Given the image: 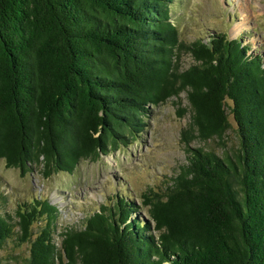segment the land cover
I'll use <instances>...</instances> for the list:
<instances>
[{
  "label": "trees",
  "instance_id": "16d2710c",
  "mask_svg": "<svg viewBox=\"0 0 264 264\" xmlns=\"http://www.w3.org/2000/svg\"><path fill=\"white\" fill-rule=\"evenodd\" d=\"M170 3L0 0L6 167L71 173L139 133L149 106L183 91L185 141L221 139L226 101L239 134L233 152L194 148L164 190L142 194L150 224L130 219L121 198L63 228L56 245L57 209L46 199L24 202L14 223L0 214V248L14 234L29 243L15 264H264V68L237 39L180 40ZM182 52L195 62L185 69Z\"/></svg>",
  "mask_w": 264,
  "mask_h": 264
},
{
  "label": "rangeland",
  "instance_id": "374dc122",
  "mask_svg": "<svg viewBox=\"0 0 264 264\" xmlns=\"http://www.w3.org/2000/svg\"><path fill=\"white\" fill-rule=\"evenodd\" d=\"M169 7L180 40L189 43L200 38L207 42L211 36L222 34L237 39L246 47V55L259 56L264 68V0H171ZM194 63L189 52H182L181 69ZM226 104L229 127L221 139L185 141L191 109L183 91L164 103L149 106L139 133L125 135L127 139L119 140L114 151L96 159H80L71 173L59 171L43 177L36 167L21 175L19 169L6 167L0 158V214L14 223L15 210L24 202L46 199L57 209L56 245L60 242L57 233L63 228L81 227L87 216L102 206L112 207L121 198L130 205V219L150 224L142 194L164 190L179 167L188 162L192 149H212L220 155L233 152L239 145L230 102ZM44 223L43 218L33 223L32 237ZM16 237L7 238L0 248L2 264H15V260L27 256L29 243L18 244Z\"/></svg>",
  "mask_w": 264,
  "mask_h": 264
}]
</instances>
